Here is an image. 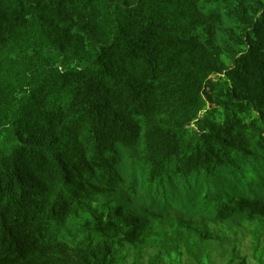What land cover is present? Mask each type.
<instances>
[{"label":"trees","instance_id":"trees-1","mask_svg":"<svg viewBox=\"0 0 264 264\" xmlns=\"http://www.w3.org/2000/svg\"><path fill=\"white\" fill-rule=\"evenodd\" d=\"M247 236L264 264V0H0V264H248Z\"/></svg>","mask_w":264,"mask_h":264},{"label":"rangeland","instance_id":"rangeland-1","mask_svg":"<svg viewBox=\"0 0 264 264\" xmlns=\"http://www.w3.org/2000/svg\"><path fill=\"white\" fill-rule=\"evenodd\" d=\"M253 245L252 238L247 236L244 241L240 245V249L242 251L243 255H246L248 257V264H259V262L256 259V256L254 255V252L252 249H250V246ZM260 253L264 254V250L260 251Z\"/></svg>","mask_w":264,"mask_h":264},{"label":"bare ground","instance_id":"bare-ground-1","mask_svg":"<svg viewBox=\"0 0 264 264\" xmlns=\"http://www.w3.org/2000/svg\"><path fill=\"white\" fill-rule=\"evenodd\" d=\"M56 213V212H55Z\"/></svg>","mask_w":264,"mask_h":264}]
</instances>
